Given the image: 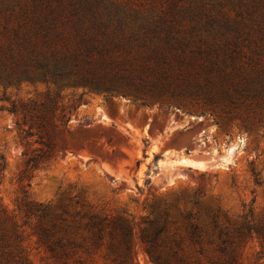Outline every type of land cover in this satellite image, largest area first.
I'll list each match as a JSON object with an SVG mask.
<instances>
[{
    "label": "rangeland",
    "instance_id": "rangeland-1",
    "mask_svg": "<svg viewBox=\"0 0 264 264\" xmlns=\"http://www.w3.org/2000/svg\"><path fill=\"white\" fill-rule=\"evenodd\" d=\"M113 1L159 11L177 3ZM206 3L205 11L220 24L237 22V32L217 35V28V37L181 43L188 59L195 53L198 61L219 66L211 77L184 86L172 103L83 95L88 90L52 83L0 87V264H59L40 241L41 225L51 221L39 218L41 205H49L54 215L64 208L71 214H99L115 221L118 230H129L130 264H154L145 236H155L160 264L167 259L170 264H226L229 257L218 251L214 222L230 231L226 246L234 252V264H264V241L238 233L247 217L254 225L264 224V97H251V87L261 86L264 54L253 56L246 36L239 34L257 29L249 15L239 17L230 0ZM254 18L262 19L260 14ZM258 61L262 66L256 68ZM29 100L48 101L46 128L58 146L37 170L26 162L39 148L38 137L26 146L18 118L7 111L11 102ZM192 225L205 232L200 246L191 238ZM71 238L80 247L70 250L65 264H114L107 249L94 248L85 232ZM171 249L178 258H172Z\"/></svg>",
    "mask_w": 264,
    "mask_h": 264
},
{
    "label": "trees",
    "instance_id": "trees-1",
    "mask_svg": "<svg viewBox=\"0 0 264 264\" xmlns=\"http://www.w3.org/2000/svg\"><path fill=\"white\" fill-rule=\"evenodd\" d=\"M214 1L177 0L169 10L159 11L155 7L146 10L122 6L113 0H0V87L23 82L52 83L88 90L83 95L96 92L124 96L144 105L172 103L174 97L182 96L184 86L201 76L211 77L219 66L213 61H198L195 53L188 59L181 43L189 37L212 36L217 28V35L237 32V22L220 24L211 12L205 11L206 2ZM230 1L239 17L249 15L251 26L257 27L249 32L239 30L241 36H246V47L253 56L264 54V0ZM259 14L262 19L256 22L254 17ZM205 19L207 22L202 21ZM261 63L258 61L256 68ZM261 76V86L251 87L252 99L264 97ZM47 105L48 101H13L7 109L18 118L17 127L26 146L31 138L38 137L35 143L39 148L26 162L31 170L51 161L58 149L56 137L47 132ZM174 105L181 107L182 103ZM65 118L59 119L64 122ZM37 214L42 220H51L50 225H41L39 237L59 264H65L62 261L71 256V249L80 247L71 238L78 232L88 234L87 241L94 248L105 247L107 258L114 264H130L131 233L118 230L115 221L108 217L91 212L71 214L66 208L62 214L54 215L49 205H41ZM190 231L192 240L200 246L205 232L196 225ZM214 231L218 251L229 257L226 264H234V252L226 246L230 231L217 222ZM238 233L264 241V224L254 225L247 217ZM144 242L149 258L160 264V258L154 257L155 236H145ZM2 248L0 244V251ZM171 254L178 258L173 249Z\"/></svg>",
    "mask_w": 264,
    "mask_h": 264
},
{
    "label": "bare ground",
    "instance_id": "bare-ground-1",
    "mask_svg": "<svg viewBox=\"0 0 264 264\" xmlns=\"http://www.w3.org/2000/svg\"><path fill=\"white\" fill-rule=\"evenodd\" d=\"M238 143H239V142H238ZM236 145H237V143H236ZM238 145H239V144H238ZM182 163H185V164H186V163H188V161H187V160H183Z\"/></svg>",
    "mask_w": 264,
    "mask_h": 264
}]
</instances>
